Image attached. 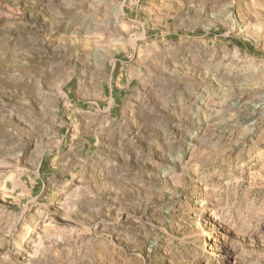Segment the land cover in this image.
<instances>
[{
  "label": "rangeland",
  "instance_id": "1",
  "mask_svg": "<svg viewBox=\"0 0 264 264\" xmlns=\"http://www.w3.org/2000/svg\"><path fill=\"white\" fill-rule=\"evenodd\" d=\"M0 264H264V0H0Z\"/></svg>",
  "mask_w": 264,
  "mask_h": 264
}]
</instances>
